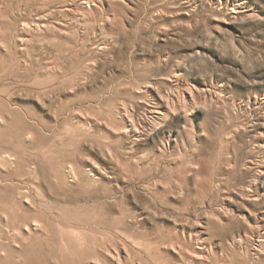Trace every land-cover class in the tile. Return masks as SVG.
<instances>
[{"label": "rangeland", "instance_id": "1", "mask_svg": "<svg viewBox=\"0 0 264 264\" xmlns=\"http://www.w3.org/2000/svg\"><path fill=\"white\" fill-rule=\"evenodd\" d=\"M0 264H264V0H0Z\"/></svg>", "mask_w": 264, "mask_h": 264}, {"label": "bare ground", "instance_id": "2", "mask_svg": "<svg viewBox=\"0 0 264 264\" xmlns=\"http://www.w3.org/2000/svg\"><path fill=\"white\" fill-rule=\"evenodd\" d=\"M86 3H90L91 0H85ZM84 4V3H83ZM88 5V4H87ZM219 94V93H218ZM217 94V95H218ZM212 99V98H211ZM165 100V99H164ZM166 101V104L165 103H160L159 104V107H158V110H156V113H157V116L155 118H153V126L155 127L156 125H160L163 120L165 119V117L168 116V114L171 112L169 107L170 104L174 107V108H177L179 105H180V101H176L175 99L173 98H168L165 100ZM183 101V100H182ZM192 101H194V98L191 97V100L190 99H187L185 96H184V103H189L191 104ZM173 108V109H174ZM90 117V116H89ZM134 132H136V130L134 129L133 130ZM127 133V132H126ZM137 134L135 133V136ZM109 153V152H108ZM101 171V170H100ZM100 171H97V175L99 173V175H102V173H100ZM261 173V172H260ZM263 174V173H261ZM226 217V216H225ZM28 229V228H27ZM199 239V238H198ZM200 244V243H199ZM206 247V246H205ZM112 252V251H111ZM109 250H107V253L108 255L112 256V253H111ZM205 253H206V249L205 248H201V251L197 252L194 256L197 257V259L199 258H204L205 257Z\"/></svg>", "mask_w": 264, "mask_h": 264}]
</instances>
